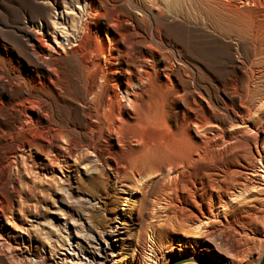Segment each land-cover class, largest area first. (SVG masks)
Returning a JSON list of instances; mask_svg holds the SVG:
<instances>
[{"label":"rangeland","instance_id":"rangeland-1","mask_svg":"<svg viewBox=\"0 0 264 264\" xmlns=\"http://www.w3.org/2000/svg\"><path fill=\"white\" fill-rule=\"evenodd\" d=\"M90 1L0 0V79L10 78L14 85L23 82L36 85L40 92L34 95L35 99L49 107L55 120L71 128H80L84 123L82 71L72 50ZM97 2L113 7L130 22L142 20L137 32L143 36L149 37L152 26L161 30L155 70L159 71L165 61L178 64L168 76L172 88L177 86L181 91L184 82L188 89L189 86L205 88L214 104L225 99L222 90L231 91L233 83L238 91L249 93L247 107L251 113L237 129L258 125L249 133L238 134L237 139L224 143L218 150L250 139L260 131V163L251 162L245 153L242 155L236 168L241 171L235 176L238 185L235 184L232 196L225 200L240 207L263 200L264 0ZM42 23L48 25L44 36L42 32L38 34ZM53 30L54 39L48 35ZM34 32L45 47L38 58L31 54L28 38ZM134 42L135 38L130 36L129 43ZM134 49L136 56L147 50L139 44ZM53 72L60 86L74 87L75 95L64 89L58 92L45 80V75L52 76ZM26 73L33 75V80H27ZM165 79L162 75L157 80L165 82ZM6 97L0 92V103L4 104ZM235 99H232L234 108ZM15 119L13 116L7 121L0 116V264H169L177 259L199 258L201 253H209L212 261H220L219 264H259L264 252V207L258 210L259 219L250 230H238L239 247L227 243L236 234L233 230L213 228L214 235L226 241L224 245L187 246L179 257L178 240L198 239L191 233L197 223L179 229L178 219L169 218L152 222L156 240L152 245L144 237L151 230L144 225L129 227L123 235L112 236L120 226L126 201L136 193L135 188L116 183L107 166H104L102 181L89 185L85 180L86 163L79 165L75 159L78 154L73 150L65 157L70 169L61 160L50 163L47 159L59 152L64 140H51L45 133L34 134L31 146L29 131L6 132L8 126L16 125ZM222 121L226 123L228 118L223 117ZM84 199L92 201L94 207L84 206ZM95 213L100 222L89 230L84 218ZM211 221L224 223L222 217ZM99 232H106L105 239L115 245L106 250V257L102 244L95 239ZM90 235L94 237L93 242L87 239ZM204 262L210 264L207 260Z\"/></svg>","mask_w":264,"mask_h":264},{"label":"bare ground","instance_id":"bare-ground-1","mask_svg":"<svg viewBox=\"0 0 264 264\" xmlns=\"http://www.w3.org/2000/svg\"><path fill=\"white\" fill-rule=\"evenodd\" d=\"M90 3L72 50L82 71L83 126L71 128L55 120L49 107L35 99L34 95L40 92L36 85L31 86L26 81L14 85L6 78L0 79V92L7 96L4 104L0 103V116L7 121L13 116L16 118V127L8 126L6 132L29 131L31 146L34 145V134L45 133L51 140L63 139L64 145L59 152L47 159L50 163L61 160L64 167L70 169L65 157L73 150L78 154L75 159L79 165L86 163L85 180L89 185L102 181L104 166H107L116 183L135 188L136 193L126 201L120 214V226L116 227V233L110 234L112 236L123 235L129 227L144 225L145 229L151 230L144 237L152 245L156 241L152 222L169 218L178 219L179 229L197 223L191 233L198 239L178 240L179 257L183 256V248L187 246L195 248L199 243L215 247L224 245L226 241L216 237L213 228L233 230L236 237H231L227 243L239 247L238 230H250L255 225L264 199L242 207L225 199L232 196L233 187L238 185L235 176L241 171L236 168L242 155L245 153L251 162L260 163V131L250 139L221 150L218 148L258 125L237 129L243 124V118L251 113L247 107L249 93L238 91L233 83L231 91L222 90L225 99L214 104L205 88L189 86L188 89L185 82L181 91L177 86L172 88L168 76L178 64L165 61L159 71L155 70L156 47L162 42L161 30L152 26L149 37L143 36L137 32L142 27V20L130 22L113 7L108 8L97 0ZM52 25L54 27V23ZM39 27L38 34L46 35L48 25L42 23ZM38 34H28L31 54L37 58L45 50ZM54 34L53 30L48 35L54 39ZM130 36L135 38L133 44L129 43ZM135 44L146 47V53L136 56ZM162 75L165 82L157 80ZM26 76L27 80H33V75L26 73ZM44 78L58 92L64 89L75 95L73 86H60L54 72L52 76L47 73ZM233 98H236L235 108ZM223 117L228 118V124L222 121ZM83 205L90 209L94 207V203L86 199ZM216 217H222L224 223L214 224L211 220ZM84 221L89 230H93L100 219L95 213L88 214ZM106 234L99 232L95 238L102 244L105 257L106 250L115 246L105 239ZM87 239L94 241L92 235ZM236 254L240 256L239 251ZM199 258L184 264H202L205 260L210 264L220 262L212 261L209 253H201Z\"/></svg>","mask_w":264,"mask_h":264},{"label":"water","instance_id":"water-1","mask_svg":"<svg viewBox=\"0 0 264 264\" xmlns=\"http://www.w3.org/2000/svg\"><path fill=\"white\" fill-rule=\"evenodd\" d=\"M190 261H192V262H196L195 259H191V260H190V259L184 258V259L173 260V261L170 262L169 264H184V263H186V262H190ZM197 264H198V263H197ZM259 264H264V252H263V255H262L261 259H260Z\"/></svg>","mask_w":264,"mask_h":264}]
</instances>
